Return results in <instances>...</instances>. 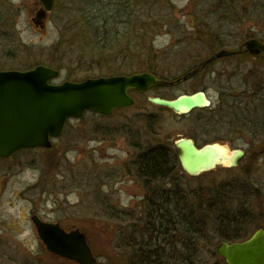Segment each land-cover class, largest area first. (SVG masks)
I'll return each mask as SVG.
<instances>
[{"label": "rangeland", "instance_id": "obj_1", "mask_svg": "<svg viewBox=\"0 0 264 264\" xmlns=\"http://www.w3.org/2000/svg\"><path fill=\"white\" fill-rule=\"evenodd\" d=\"M128 2L135 11L134 0ZM143 2V16L152 10L158 15L172 16L167 18L164 28L149 32L145 48L138 53L132 49L135 56L130 62H123L119 57L130 51L124 45L106 53L107 59L118 60L116 64L105 66L95 57L92 60L98 64L91 70L85 67L86 70L79 71L77 64L67 65L54 83L143 72L176 81L214 50L236 51L251 39L264 43V0ZM56 3L60 9L47 19L44 30H37L32 18L39 8L32 0H0V15L18 36L14 46L5 51L0 47V70H27L36 65L56 67L58 59H68L71 50L76 51L71 58L74 62L83 52V45L72 44V34L66 32L70 25L60 15L61 11L71 9L87 17H99L110 25L112 16L120 21L124 10L121 2L113 0H57ZM137 18L132 17L129 23L131 40L141 37L145 23L142 19L136 21ZM120 26L125 32L126 24ZM204 34L210 46L205 45L207 39L201 41L199 36ZM61 42L64 45L54 56L53 48ZM89 43L92 44V40ZM198 76L194 81H185L173 88L132 93L136 105L118 110L111 117L88 113L80 120H72L50 150H30L7 160L0 159V264H74L46 252L32 227L31 213L46 221L72 226L65 227L67 229H81L99 263L108 264L113 255L112 233L121 225L115 216L124 209L136 214L144 202L145 192L140 185L132 176L125 177V170L131 168L138 156L133 146L139 144L147 148L192 138L199 148L214 142L227 146L231 152L246 151L247 155L236 169H215L197 177L176 180L188 192L210 188L211 184L230 190V185L238 182L250 195L256 192L255 198H250L245 206L252 214L257 207L263 215L256 220L253 229L264 225V55L222 58ZM197 92L207 95L211 106L202 109L203 114L215 113L216 122L208 121L204 125L197 121L196 111L176 115L149 103L150 97L174 100ZM125 132L132 135L131 139ZM138 138L140 143L136 142ZM216 239L219 240L212 242L214 251L222 238L217 236ZM217 264L225 263L219 260Z\"/></svg>", "mask_w": 264, "mask_h": 264}, {"label": "trees", "instance_id": "obj_2", "mask_svg": "<svg viewBox=\"0 0 264 264\" xmlns=\"http://www.w3.org/2000/svg\"><path fill=\"white\" fill-rule=\"evenodd\" d=\"M115 1L121 2L120 6L124 9L121 16L127 21L124 22L122 19L119 21V18L112 16L109 27L99 17L98 21V18L87 17L71 9L65 13L59 12L70 25L66 32L72 34V44L83 45L81 49L83 52L72 62L71 58L73 59L76 51L71 50L68 59L61 57L56 67L52 68L60 72L67 65L77 64V69L84 71L85 67L91 70L98 61L105 66L116 64L118 60L107 59L106 53L124 45L130 51L119 54V57L124 59L123 62L128 63L130 58L135 56L132 49L137 52L145 48L149 32L156 28H164L167 18L172 16L164 13L158 15L153 10L143 16V0H134L135 3L132 5L135 11L131 10L128 0H113ZM58 9L60 8L56 3L54 14ZM134 16L139 17L135 19L136 21L142 19L145 23L142 26L141 37L131 40L128 28ZM4 21L5 17L0 15V47L5 51L17 42L18 36L14 32L15 29ZM121 23L126 24L128 31L124 32V27H119ZM116 29H120L121 32ZM74 31L77 33L73 34ZM199 37L201 41L207 39L205 45L210 46L207 37ZM90 40L92 44L89 43ZM63 45L64 42H61L53 48L54 56H57ZM148 55L151 56V53ZM95 57L98 58L97 62L92 60ZM196 112H198L197 121L201 124L217 121L215 113L205 116L204 110ZM124 135L129 138L132 136L127 132ZM144 137L141 139L144 140ZM139 140L140 138L136 142L138 143ZM133 148L138 151V156L131 163V168L127 167L124 176H132L131 178L140 185L145 192L142 199L144 202L139 212L136 214L130 212V215H127L126 224L134 223L131 227H124L126 225L124 210L116 212L115 219H118L121 225L115 227L112 233L113 255L107 261L108 264H217L219 260L224 263L216 254V250H213V243L219 240L216 239L217 236L222 238L219 243H236L247 240L257 230H264V225L253 229L258 222L256 220L263 218L261 211L256 207L252 214L245 208L250 202L249 199L255 198L256 192L250 195L251 192L243 189L236 181L230 185L232 186L228 188L230 190L211 184L210 188L188 192L182 187L181 182L176 180L178 177L190 178V176L183 171L178 158L179 150L174 144L147 148L139 144ZM259 197L260 195L257 196V203Z\"/></svg>", "mask_w": 264, "mask_h": 264}, {"label": "water", "instance_id": "obj_3", "mask_svg": "<svg viewBox=\"0 0 264 264\" xmlns=\"http://www.w3.org/2000/svg\"><path fill=\"white\" fill-rule=\"evenodd\" d=\"M39 1L41 9L32 22L36 29L44 30L56 0ZM262 51L264 43L251 39L238 51L222 50L216 53L175 82L142 73L133 77H100L55 84L60 72L43 65L27 71H0V158L7 159L22 150H50L52 141L62 136L69 120L80 119L86 112L110 117L118 109L132 108L135 100L129 92L133 90L143 93L154 88L174 87L215 60L245 52L257 56ZM149 101L178 115H187L210 106L205 93L184 95L175 100L151 97ZM175 146L179 150L182 169L193 177L219 168H238L245 157L243 150L231 152L227 146L220 144L199 149L191 139H179ZM33 222L47 252L77 264H99L86 235L80 230L67 233L56 222L46 223L37 216L33 217ZM216 254L225 264H264V230H257L245 241L219 243Z\"/></svg>", "mask_w": 264, "mask_h": 264}, {"label": "flooded vegetation", "instance_id": "obj_4", "mask_svg": "<svg viewBox=\"0 0 264 264\" xmlns=\"http://www.w3.org/2000/svg\"><path fill=\"white\" fill-rule=\"evenodd\" d=\"M34 3H35V5H36V7L37 8H39L40 9V7H41V3H40V1L39 0H32ZM193 25V28L195 27V24L193 23L192 24ZM207 34H209V33H207ZM201 36H203V37H208L207 35H201ZM223 50V49H222ZM222 50H219V51H222ZM219 51H213V54H211L209 57H211V56H213V55H215L216 53H218ZM264 53V52H263ZM263 53H260L259 55H257V56H251V55H249V54H241V55H237V56H232V57H226L227 59H234V58H237V57H252V58H256V57H258V56H260V55H262ZM208 57V58H209ZM208 58H206V59H204L203 61H205V60H207ZM222 59V58H221ZM221 59H219V60H221ZM223 59H225V58H223ZM203 61H201L199 64H201ZM216 61H218V60H215V61H213V62H211L210 64H207L204 68H202L201 69V72L200 73H197V74H195L193 77H191L190 79H188V80H186V82H190V81H194L195 79H197L199 76L198 75H201L205 70H207V69H209ZM199 64H196V66L193 68V69H191L187 74H189V73H191V72H193L194 70H196L197 68H198V66H199ZM153 74V73H152ZM186 74V75H187ZM156 76V78H158V76L157 75H155ZM185 77V76H184ZM183 77H181V78H179V79H177L176 81H178V80H180V79H182ZM159 79H161V78H159ZM162 80H166L165 78L164 79H162ZM168 81V80H167ZM172 82H175V81H172ZM183 82H185V81H183ZM183 82H181V83H183ZM166 88V87H165ZM173 88V87H172ZM159 89V88H158ZM263 133H261V134H259V135H262ZM63 136V135H62ZM61 136V137H62ZM60 137V138H61ZM196 142V141H195ZM36 150H39V151H41V150H43V149H36ZM27 151H30V150H25V151H20V152H27ZM244 151V150H243ZM20 152H18V153H20ZM245 153H246V151H244ZM18 153H16V154H14L13 156H15V155H17ZM247 155V154H246ZM13 156H11V157H13ZM10 157V158H11ZM9 159V158H8ZM3 160H7V159H3ZM135 160H133V162H134ZM144 198V197H143ZM130 212L132 213L133 212V210L132 211H130V209H124V213H125V224H126V221H127V215L129 216L130 215ZM34 216H39V215H37L36 213H31V214H29V217H30V219H31V223H32V227H36L34 224H33V222H32V218L34 217ZM28 217V218H29ZM39 218L42 220V221H45V222H50V221H46V220H44V219H42L40 216H39ZM59 224H60V227H72L71 225H65V224H63V223H61V222H58ZM125 227H131V226H129V225H125ZM65 230H67V231H70L71 229H67V228H65Z\"/></svg>", "mask_w": 264, "mask_h": 264}, {"label": "bare ground", "instance_id": "obj_5", "mask_svg": "<svg viewBox=\"0 0 264 264\" xmlns=\"http://www.w3.org/2000/svg\"><path fill=\"white\" fill-rule=\"evenodd\" d=\"M207 99H208V97H207ZM208 101H209V99H208ZM210 102V101H209ZM187 174V173H186ZM188 175V174H187ZM190 176V175H189ZM218 246V245H217Z\"/></svg>", "mask_w": 264, "mask_h": 264}]
</instances>
